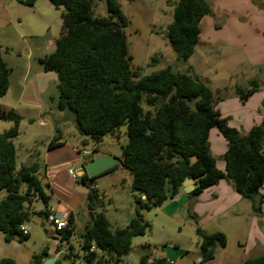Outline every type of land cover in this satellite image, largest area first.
<instances>
[{"label":"trees","instance_id":"16d2710c","mask_svg":"<svg viewBox=\"0 0 264 264\" xmlns=\"http://www.w3.org/2000/svg\"><path fill=\"white\" fill-rule=\"evenodd\" d=\"M34 6L38 0H16ZM63 9V31L56 41L55 51L40 59L46 71L57 73L58 108L70 111L83 144L92 139L103 141L120 126L127 127L128 143L123 148L125 169L133 175L135 216L124 228L112 229L103 211L104 195L91 186L87 174L80 183L88 187L89 224L80 246L88 264H120L132 250L133 240L145 236L149 223L144 212L164 204L169 197L183 190L186 178L195 182L190 197H197L224 179L232 181L236 191L250 200L252 210L261 215L264 205V123L242 135L229 125L216 109L221 98L191 68L180 71L168 65L142 74L132 66L133 57L125 28L129 17L121 0H50ZM97 1L104 3V12L97 11ZM209 0H179L174 6L173 21L167 26L169 43L177 60L186 64L201 42V24L213 16ZM220 25H217L219 28ZM158 62L152 59V64ZM11 69L0 47V99L9 90ZM262 87L259 80L247 86L237 85L235 92L242 103ZM0 121H11L10 129L0 134V233L6 241L30 238L21 226L29 219V207L39 199L49 215L47 193L39 172V154L17 167L14 139L20 135L21 117L6 112L0 104ZM217 128L226 139L228 148L223 155L225 170L217 166L210 146V133ZM48 144V149L62 146L60 130ZM115 166L100 175L117 169ZM143 196H146L144 199ZM61 242L69 243L74 235V218L62 232ZM201 250L198 264H209L218 248H225L227 235L221 231L206 233L196 229ZM94 247V249H92ZM49 248L34 254V264H44ZM142 264H149L146 258ZM0 264H15L4 258ZM54 264H61L56 260ZM152 264H168L157 259ZM241 264H264V254L247 258Z\"/></svg>","mask_w":264,"mask_h":264},{"label":"rangeland","instance_id":"374dc122","mask_svg":"<svg viewBox=\"0 0 264 264\" xmlns=\"http://www.w3.org/2000/svg\"><path fill=\"white\" fill-rule=\"evenodd\" d=\"M96 3L97 11L103 13L104 3ZM121 4L130 20L125 32L129 52L133 57V68L142 74H150L177 60L166 32L167 26L174 18V10L171 15L167 0H121ZM0 5V45L11 69L9 90L0 99V104L6 112L13 111L21 117L20 135L14 139L17 167L32 161L30 154L38 153L37 160L41 164L39 176L44 185H47L45 182L48 180L52 181L47 178L45 158L49 150H52L48 149V144L58 134V130L67 144L61 149L50 151L49 159L53 164V171L58 170L57 173L64 179L69 174V169L77 173L88 160L82 154L83 150H89L94 157L102 151L122 157L123 148L128 143L125 125L106 135L101 142L89 138L87 145H84L85 137L77 131L75 118L70 115L72 113H64L58 108L57 73L46 71L40 59L52 54L56 49V41L63 31V9H57L50 0H38L34 6H26L16 0H0ZM224 21V18L217 20V25H220L218 30ZM198 52L203 55L202 60L198 59ZM239 52L235 54L240 57ZM153 58L158 59L156 64H152ZM232 58L230 53L224 58L221 44L210 47L199 43L187 63H180L177 69L187 71L191 68L189 64H195L196 73H192L208 76L210 80L206 78L204 81L216 93L219 86L232 85V89H235L253 75L245 63H235ZM216 94L223 95L221 92ZM43 119H47L46 124H43ZM12 125L11 121H0V134ZM213 130L212 139L214 132H218L222 137L217 128ZM115 178L119 182L118 186H114ZM132 179L130 171H123L118 167L91 181L90 185L104 195L103 211L110 217L114 230L126 227L130 223V215L135 216V191L130 184ZM75 186L84 188L81 183ZM1 194L6 192L0 191V199ZM176 197H169L161 206L144 212V218L149 223L147 233L133 240L132 250L123 257L120 264H142V258H146L149 264L157 259H167L168 264L199 263L201 250L196 234L199 227L198 218L193 212L192 201L187 199L190 197L187 193L181 190ZM52 204H57L56 197L52 196ZM44 207L41 199L29 207L31 218L24 223L31 231L28 240L6 241L0 233V259L6 255L7 258L13 259L15 264H34V254H41L49 247L52 258L59 260L61 264H88L76 237L71 241L73 248L64 242L60 246L65 247L64 251L57 255L49 234L50 223L46 217L35 212ZM240 224L247 225V221L244 220ZM203 227L207 233L216 232L220 227L228 232L227 246L218 248L216 258L209 264H241L244 258L256 255L255 251L245 254L244 244L248 233L242 231L241 226L237 227L232 222L217 217L205 223Z\"/></svg>","mask_w":264,"mask_h":264},{"label":"crops","instance_id":"0c3cea01","mask_svg":"<svg viewBox=\"0 0 264 264\" xmlns=\"http://www.w3.org/2000/svg\"><path fill=\"white\" fill-rule=\"evenodd\" d=\"M178 1L179 0H167L171 15H173L174 6L178 3ZM209 1H211L213 4L214 15L206 16L203 18L201 24L200 43L202 45L210 47L218 46L221 44L222 54L224 58H227L230 53L231 56L233 55L232 59L235 63L241 65L242 63H245L246 68L251 70L253 75H251L249 79H245L244 81H242L244 83H240V85L247 86L249 81L253 79L259 80L262 84V87L257 92H255L245 103H242L240 101L235 92V89H232V85H228L225 87L219 86L217 88L216 93L221 92L223 93V95H219L221 99L217 101L216 109L220 111L222 117L228 118L229 125L232 128H235L242 135H245L254 126L264 123V0ZM222 18H224L225 21L221 29L218 30L217 20H221ZM237 51H240V57L235 54V52ZM4 59L8 64V61L5 57ZM198 59H203V55L199 54V52ZM180 63L181 62H179L178 60H174V62H171L170 64L175 69H177V66L180 65ZM189 66L191 67V71L196 73V71H194L196 65L194 64L191 66L189 64ZM181 70L183 71V69ZM198 76L203 80H206V78L208 79V76L203 75V73L198 74ZM64 113H67V111H64ZM70 115L71 117H74L72 114ZM59 121L60 117L57 118V124H59ZM42 122L43 124H46L47 119H43ZM213 131L214 130L212 129L210 133L211 150L214 157L216 158L217 166L219 167V169L224 171L225 161L223 159V155L228 148L227 141L223 136V138L219 136L218 132H214V139H212L211 135ZM61 141L63 142V145L52 149L53 151L66 146L67 143L64 142L63 139ZM86 143H88V141H86ZM52 150H49L47 158H45V163L48 170L47 178L52 179V181L48 180L47 182H45L48 185L49 190L47 191V193L50 196L48 202L49 214L55 213L58 217L65 218L67 220L72 216L74 218L73 237H76L79 244H81V242L83 241V236L92 220L88 207L89 190L87 186L82 183L81 184L84 186V188H77L75 186H79V179L73 180L70 176H68L69 174L66 176V179H64V177H61L57 173L58 170L53 171V164L49 159V154ZM76 150L80 152L78 149ZM32 155L33 154H30V157H32ZM104 155L118 156L117 154L109 151H102V153L97 157L91 156L90 158H88V160L85 161L84 165ZM83 166L77 170V174L79 176L81 175ZM121 169H123V171L127 170L125 168ZM129 177L130 176L128 174L127 178ZM118 183V180H116L115 178L114 186H118ZM130 184L133 185V179L131 180ZM193 185L195 189L196 185L194 181ZM262 193L264 194V189L262 190ZM5 195L6 194H1V199ZM52 196L57 198L56 205L52 204ZM187 199L192 201L193 212L198 218V226L202 229V231L207 233L203 225L217 217H220L224 220L226 219L232 222L237 227L241 226L242 231H244L245 233L247 231L248 236L247 241L244 244V252L245 254H250L248 252L255 251L256 255L246 257L243 259V261L247 258L258 257L264 254V205L262 214L256 215L252 210L251 201L243 199L238 194L231 180H229L228 178H224L219 182V184L206 189L197 197H188ZM176 200H178L177 197ZM44 208L39 209L38 211L35 210V212L39 213L40 211L44 210ZM29 217L31 218L30 210ZM108 218L112 227V221L109 216ZM132 218V215H130L129 220L131 221ZM244 220L247 221V225L240 224L243 223ZM49 230L51 238L56 235L55 227L51 225ZM218 231H221L228 235L227 230L224 228L220 227ZM28 232L31 236V231L28 230ZM71 241L68 244L71 248H73V243ZM239 242L242 246L241 241ZM61 245L62 242H60V244H58L57 246L54 244L52 246L53 249L57 251V255L63 252L65 249V247L61 248ZM4 258H7V256L3 255L0 261ZM48 258H52L51 251H49V256L45 258L44 261ZM55 261L56 260L54 259V262ZM166 262L168 263L167 259Z\"/></svg>","mask_w":264,"mask_h":264},{"label":"water","instance_id":"95a60500","mask_svg":"<svg viewBox=\"0 0 264 264\" xmlns=\"http://www.w3.org/2000/svg\"><path fill=\"white\" fill-rule=\"evenodd\" d=\"M120 166L121 168H125L122 158L113 156V155H104L100 156L83 166L81 175L87 174L90 178H95L102 174L103 172L115 167ZM184 191L186 193H191L194 190L193 180L191 178H186L184 181ZM145 199L146 196H143ZM54 258H48L44 261V264H53Z\"/></svg>","mask_w":264,"mask_h":264},{"label":"built area","instance_id":"2783aa9c","mask_svg":"<svg viewBox=\"0 0 264 264\" xmlns=\"http://www.w3.org/2000/svg\"><path fill=\"white\" fill-rule=\"evenodd\" d=\"M82 154L86 156V158L91 157V152L89 150H83ZM68 173L73 180H78L80 177L73 169H69ZM47 221L56 229V235L52 237V241L53 244L57 246L60 244L62 239L61 232L68 227V220L65 218H60L55 213H52L47 216ZM21 229L25 234L29 233L24 225L21 226ZM92 249H94V247Z\"/></svg>","mask_w":264,"mask_h":264}]
</instances>
